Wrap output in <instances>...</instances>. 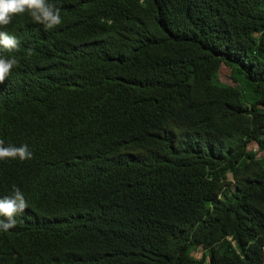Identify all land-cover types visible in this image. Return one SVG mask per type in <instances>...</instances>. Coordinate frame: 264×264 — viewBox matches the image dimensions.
<instances>
[{"label": "trees", "instance_id": "1", "mask_svg": "<svg viewBox=\"0 0 264 264\" xmlns=\"http://www.w3.org/2000/svg\"><path fill=\"white\" fill-rule=\"evenodd\" d=\"M50 2L0 28V264H264V0Z\"/></svg>", "mask_w": 264, "mask_h": 264}, {"label": "clouds", "instance_id": "2", "mask_svg": "<svg viewBox=\"0 0 264 264\" xmlns=\"http://www.w3.org/2000/svg\"><path fill=\"white\" fill-rule=\"evenodd\" d=\"M27 13L31 19L44 26L46 30L56 28L62 23L60 8L50 0H0V28H4L12 22L14 16ZM0 47L13 52L20 47L19 40L7 31L0 30ZM33 49L27 50L31 56ZM18 65L15 57H0V84L11 74L12 69ZM21 161L33 158V153L27 144L16 146L5 144L0 139V160L16 159ZM28 203L21 189L13 185V194L0 197V230L7 232L16 226V217L25 212Z\"/></svg>", "mask_w": 264, "mask_h": 264}, {"label": "rangeland", "instance_id": "3", "mask_svg": "<svg viewBox=\"0 0 264 264\" xmlns=\"http://www.w3.org/2000/svg\"><path fill=\"white\" fill-rule=\"evenodd\" d=\"M217 75H218V79L221 82L232 84V81L230 80V77H229V69L226 65L220 64V66L218 67V70H217ZM247 148L250 150H255L257 152L256 155H258L264 159V148L262 150H259V151L256 150L257 146L253 142L248 143ZM226 176H227V179L230 181L231 180L230 174L227 173ZM200 252H201L200 249L197 248V249L193 250L191 254L197 258V257H199Z\"/></svg>", "mask_w": 264, "mask_h": 264}]
</instances>
